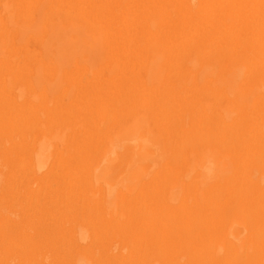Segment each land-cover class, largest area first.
Wrapping results in <instances>:
<instances>
[{
  "label": "bare ground",
  "instance_id": "obj_1",
  "mask_svg": "<svg viewBox=\"0 0 264 264\" xmlns=\"http://www.w3.org/2000/svg\"><path fill=\"white\" fill-rule=\"evenodd\" d=\"M0 264H264V0H0Z\"/></svg>",
  "mask_w": 264,
  "mask_h": 264
}]
</instances>
